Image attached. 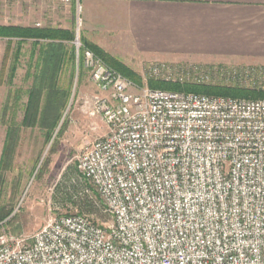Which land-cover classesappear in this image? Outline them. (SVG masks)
<instances>
[{
  "label": "built area",
  "instance_id": "built-area-1",
  "mask_svg": "<svg viewBox=\"0 0 264 264\" xmlns=\"http://www.w3.org/2000/svg\"><path fill=\"white\" fill-rule=\"evenodd\" d=\"M73 43L108 129L78 170L113 222L58 217L29 245L2 240L0 264H264V100L142 88ZM142 76L264 93V65L151 62Z\"/></svg>",
  "mask_w": 264,
  "mask_h": 264
},
{
  "label": "rangeland",
  "instance_id": "rangeland-1",
  "mask_svg": "<svg viewBox=\"0 0 264 264\" xmlns=\"http://www.w3.org/2000/svg\"><path fill=\"white\" fill-rule=\"evenodd\" d=\"M25 1L0 0V26L16 25L14 12L16 7L25 8ZM43 1L34 0L37 6ZM24 8L20 12L23 14L20 23L23 27ZM37 12L34 13L35 22L43 25L44 13ZM80 23L77 17L73 26L76 35L79 33ZM53 25L55 26V23ZM18 43L19 41L0 39V153L7 136L5 123L12 120L14 113L18 124L23 121L24 105L28 101L25 93L32 84V79H27L26 45ZM73 46L75 48V45ZM18 51L19 57L16 60ZM80 62L83 64L82 56ZM181 62L184 64L191 61ZM150 63L145 62L139 67L125 65L139 76L141 81L138 84L142 88H150L151 82H156L145 80L142 76L143 69ZM192 63L248 65L226 62ZM14 67L16 72L14 78L10 79ZM83 69L73 80H70L69 68L62 76V85L70 86L71 97L54 133L49 136L39 127L23 128L12 167L3 170L0 165V245L3 241H24L23 244L29 245L35 233L61 216L80 214L106 228L112 225V217L105 211L99 195L92 185L82 178L78 170V157L83 148L97 139L104 138L108 132L101 117L90 115L87 103L101 93L92 83L88 71ZM18 92H22L20 101H17Z\"/></svg>",
  "mask_w": 264,
  "mask_h": 264
},
{
  "label": "crops",
  "instance_id": "crops-1",
  "mask_svg": "<svg viewBox=\"0 0 264 264\" xmlns=\"http://www.w3.org/2000/svg\"><path fill=\"white\" fill-rule=\"evenodd\" d=\"M79 3L80 12L76 5L65 7L58 0H44L40 6L34 0H26L25 8L16 7L17 24L11 26H21L23 8L25 27L74 31L75 19L79 17V36L84 48L96 46L128 67L156 61L264 65V0H79ZM37 11L44 13L43 25L35 22ZM47 43L25 41L28 71H35L40 45ZM64 44L74 47L73 42ZM68 68L72 74L69 66L63 69L62 76ZM79 70L75 58V75ZM5 144L6 140L0 165Z\"/></svg>",
  "mask_w": 264,
  "mask_h": 264
},
{
  "label": "trees",
  "instance_id": "trees-1",
  "mask_svg": "<svg viewBox=\"0 0 264 264\" xmlns=\"http://www.w3.org/2000/svg\"><path fill=\"white\" fill-rule=\"evenodd\" d=\"M75 38V32L69 30L0 26V39H8L11 41L18 39L20 41L18 44L22 45L29 39L35 40L37 43H40V41H49V43L45 45H40V57L38 64H35V71L27 72V79H32V84L25 93L28 97V101L24 105L23 121L18 124L15 119L16 113H14L12 120L9 123H5L7 126V137L1 162L3 170H8L12 167L23 128L39 127L50 136L60 124L63 113L71 97L70 86L62 85L63 69L72 66L70 80L75 79V48L64 43H71ZM86 47L100 57L108 66L112 67L129 80L136 84L141 81L139 76L127 68L123 63L112 58L98 47L93 45H87L85 48ZM18 53L19 51L16 52L15 55L16 60L19 57ZM82 66L83 64L80 62V70L84 68ZM80 70L79 72H81ZM12 72L13 74L10 79L14 78L16 72L15 67L12 69ZM150 88L208 96H227L233 98L252 97L253 99L264 100V93L223 86L207 87L200 85L192 86L151 82ZM22 92H18L17 101L22 99ZM6 109L9 108L6 107Z\"/></svg>",
  "mask_w": 264,
  "mask_h": 264
}]
</instances>
